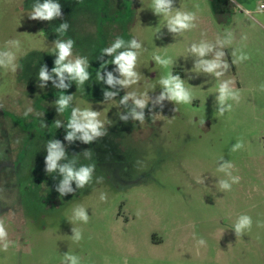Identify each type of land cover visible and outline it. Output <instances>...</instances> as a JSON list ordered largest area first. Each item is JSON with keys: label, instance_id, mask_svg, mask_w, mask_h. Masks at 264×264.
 <instances>
[{"label": "rangeland", "instance_id": "obj_1", "mask_svg": "<svg viewBox=\"0 0 264 264\" xmlns=\"http://www.w3.org/2000/svg\"><path fill=\"white\" fill-rule=\"evenodd\" d=\"M37 2L45 0H0V58L14 53L16 66L0 67V221L9 242L7 251L0 246V264H72L65 254L79 264H264V0H172L170 15L194 13L182 32L169 30L152 0H54L62 16L52 21L29 18ZM64 22L60 37L54 29ZM117 37L141 45L132 49L139 79L129 87L106 83L109 72L123 79L113 63L96 78L115 55L102 49ZM68 38L71 59L87 57L90 79L78 86L65 74L67 87L57 88L53 76L40 88V67H55L54 41ZM193 45L208 51L201 57ZM241 54L248 58L239 61ZM155 55L172 63L161 66ZM201 61L220 67L209 73L197 68ZM169 73L184 82L190 104L161 98ZM221 86L238 97L221 102ZM105 91L116 95L105 100ZM60 92L73 96L63 113ZM73 109L98 112L106 134L67 140ZM133 109L143 122L129 115ZM48 141L65 153L58 165H94L91 182L78 188L73 180L61 196L59 167L46 172ZM238 141L243 147L232 151ZM241 215L252 226L237 236Z\"/></svg>", "mask_w": 264, "mask_h": 264}, {"label": "clouds", "instance_id": "obj_2", "mask_svg": "<svg viewBox=\"0 0 264 264\" xmlns=\"http://www.w3.org/2000/svg\"><path fill=\"white\" fill-rule=\"evenodd\" d=\"M80 2V0H77ZM171 2L172 0H152V9L156 15H164L169 17L167 20V26L172 32H182L186 29L192 27L191 21L194 19V13H184L177 11L175 15H170L171 12ZM31 15L29 16L32 20H41V21H52L55 18H60L62 16L61 13V5L54 0H45L44 3H35L32 6ZM69 28V23L64 22L61 23L58 28H55L54 31L58 33L60 37L64 36ZM7 44H11L14 48L18 49L20 47L19 40H11L8 41ZM55 44V67L52 69V72L49 73L46 65H42L38 72V79L41 82L39 84L40 88H44L45 84L43 82H47L50 79H53V76L59 78L60 83L55 84L57 88H65L67 85L64 84V80L66 78L65 74H67V78L75 80L78 86H83L86 81L90 79V73L88 72V68L90 64L88 63L87 57L76 56L75 59H71L73 56V48L75 41L71 38L68 39H57L54 41ZM141 45L137 43L136 39H132L129 44H125V41L122 37H117L115 41L107 48L102 49V53H106L109 56L114 55V59L110 61H104L100 65L96 73L97 80H102L103 76H101V71L106 67L108 63H113L117 66V71L120 73L123 79L116 80L112 73H107L106 83L109 85L121 84L124 87H129L132 84L138 82V75L135 71L138 52L133 51L132 49H139ZM125 48L124 51L117 53L118 49ZM191 51L203 57L208 51V47L206 45H200L197 47L193 45ZM3 57H7V60L4 58H0V67H8V65H13L12 70L15 71L16 66L14 65L15 54L12 52H5L2 54ZM246 55L241 54L239 56V61H243L247 59ZM97 59H102L98 57ZM153 59L157 64L167 67L172 61L170 58H162L160 55H155ZM236 61H234L235 63ZM220 67V65L216 62L209 61H201L200 64L197 65V68H203L204 71L213 73L215 70ZM219 75V73H217ZM160 84L165 88L166 92L162 94L161 98H164L166 95L167 98L176 103L190 104L192 100V96L190 92L186 89L184 82L180 79L179 75L172 76L170 73L166 77H162L160 79ZM221 93L219 99L221 102L226 98H237L238 93H232L227 89L226 86H221L219 88ZM116 93L104 92L105 100H109L114 97ZM129 95H125L120 101L121 104H126ZM73 99V96H65L63 92L59 93V98L55 101L57 107V113H63L67 108L69 102ZM134 103L137 108L143 109L146 106V102L144 99H135ZM229 110H231V106H229ZM31 111V109H29ZM221 115L223 113H220ZM27 116L28 113L26 112ZM129 115L133 118V120L141 121L144 120L143 111H136L133 109ZM99 113L93 110L85 109H73L72 115L69 118L68 127L73 129V131L69 132L65 137L67 140L71 141L75 136V133H82L81 139L85 142H91L96 137H101L106 134L104 130V124L99 120ZM119 119L123 121L128 120V115H120ZM56 128L61 126V121H54ZM243 147V142L238 141L236 145L233 147L232 151H237ZM47 151L48 155L45 159L46 164V172L51 174L59 167V171L63 174L64 179L58 187L57 191L60 192V195L63 196L66 192L72 191L69 188V184L71 181L75 180L78 188H84L85 185L89 184L92 180V176L94 173V165H85L81 166L79 170H74L72 167L68 165L60 166L58 165V161L65 156L63 149L60 146L59 141H48L47 143ZM86 156H90V152L85 153ZM239 182V177H236L234 183ZM223 187L228 189L230 185L227 182H223ZM101 200H104L106 197L104 194H101ZM79 218H81L85 223L88 222V217L85 215L83 208L81 207L77 212ZM252 226V219L248 215H241L239 217L238 223L235 224V233L237 236H240L244 233L246 229H250ZM8 232L5 228L3 221H0V246H2V250L7 251L9 247V242L7 240ZM82 238L81 234L77 232L75 241H79ZM201 243H204L202 240ZM64 260H71L72 264H79V258L76 255L65 254Z\"/></svg>", "mask_w": 264, "mask_h": 264}, {"label": "built area", "instance_id": "obj_3", "mask_svg": "<svg viewBox=\"0 0 264 264\" xmlns=\"http://www.w3.org/2000/svg\"><path fill=\"white\" fill-rule=\"evenodd\" d=\"M260 8H261V9H264V4H262V5L260 6Z\"/></svg>", "mask_w": 264, "mask_h": 264}]
</instances>
